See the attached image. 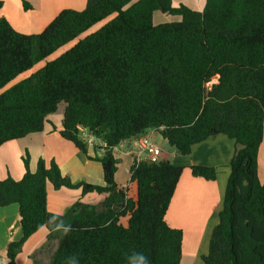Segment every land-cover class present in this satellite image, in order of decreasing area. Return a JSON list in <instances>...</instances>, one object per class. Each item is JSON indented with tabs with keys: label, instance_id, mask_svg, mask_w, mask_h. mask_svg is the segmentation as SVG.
Returning a JSON list of instances; mask_svg holds the SVG:
<instances>
[{
	"label": "trees",
	"instance_id": "1",
	"mask_svg": "<svg viewBox=\"0 0 264 264\" xmlns=\"http://www.w3.org/2000/svg\"><path fill=\"white\" fill-rule=\"evenodd\" d=\"M3 6L0 0V11ZM158 12L177 20L157 25ZM61 104L65 140L88 155L82 137L88 130L105 145L93 147L92 158L102 163L106 185L74 184L55 160L41 158L32 172L27 152L22 179L0 181V207L18 205L21 217L22 237L8 247L9 264H18L22 247L42 228L49 231L48 241L58 242L48 264H182L183 231L170 227L166 217L184 167L136 158L129 186L116 181V148L152 130L183 157L220 134L236 142L220 222L203 260L264 264V184L258 172L264 142V0H207L203 11L172 0H88L83 10H62L39 34L21 33L0 18V148L48 125L57 131L50 117ZM191 171L217 180L215 168ZM49 183L56 190L105 197L53 214ZM131 184L137 186L133 198Z\"/></svg>",
	"mask_w": 264,
	"mask_h": 264
},
{
	"label": "crops",
	"instance_id": "2",
	"mask_svg": "<svg viewBox=\"0 0 264 264\" xmlns=\"http://www.w3.org/2000/svg\"><path fill=\"white\" fill-rule=\"evenodd\" d=\"M2 1L4 6L0 11V18L5 17L17 31L24 34H39L62 10H83L88 2V0H26L32 6L31 11H26L21 0ZM172 1L175 6L183 4L195 11H203L207 3V0ZM157 15L158 13L155 14V20ZM159 19H163V22H170V18L162 15ZM50 120L57 126V131L48 125L44 132L31 134L0 148V181L9 176L16 180L22 179L25 174L23 158L28 152L32 172H36L41 158L48 163L55 160L62 174L68 176L74 184L88 183L105 186L103 165L92 158L95 155V148L88 147L89 154H84L61 136L63 116L56 118V115H53ZM159 137L162 136L152 130L140 138L125 141L116 148L115 156L119 164L116 181L119 186H129L134 160L146 158L139 143L147 141L161 148L157 144ZM236 148L234 140L220 134L195 145L187 157L179 156L173 148L169 152L161 149L160 160H169L175 165L184 167L166 217L170 227L183 231L182 264H204L203 258L209 253L213 232L220 222L219 211L224 203L231 175L230 164ZM263 150L262 145L258 156V172L259 179L264 184V163L261 164V160L264 161ZM192 166L215 168L218 173L217 180L212 182L194 177L191 171ZM47 189L48 209L51 213L58 215L64 214L78 201L99 204L105 197L96 193L84 196L82 189L56 190L50 183ZM130 189V194L133 191L136 196V184H131ZM20 221L18 205L0 207V264H9L8 247L22 237ZM48 235V229L42 228L32 236L18 254V264H34L36 261L34 255L38 260L42 259V263L48 264L58 246L56 241L49 256Z\"/></svg>",
	"mask_w": 264,
	"mask_h": 264
},
{
	"label": "rangeland",
	"instance_id": "3",
	"mask_svg": "<svg viewBox=\"0 0 264 264\" xmlns=\"http://www.w3.org/2000/svg\"><path fill=\"white\" fill-rule=\"evenodd\" d=\"M161 15H162L163 17L170 18V22H173L174 19L177 20V18H174V17H172V16H170V15H165V14H162V13L158 12V15H157L156 20H155V23H156L157 25L162 24V23H167V22H163V21H164L163 19H159V17H160ZM112 18H113V17H110V18H108L107 20H105V21H103V22H101V23L95 25L92 29H90L87 33L83 34V35L80 36L79 38L86 37L87 35L92 34V33L96 32V31H98V30L101 29L104 25H106V24H107ZM79 38H78V39H79ZM78 39H76V40H74L73 42L69 43V44H68L67 46H65L64 48L59 49L54 55H52V56L48 59V61H53V60L57 59V58L60 57L63 53H65L67 50L71 49V48L77 43ZM42 66H43V63L38 64L37 66H35L34 70L36 71L37 69H39V68L42 67ZM217 82H218V78H214V79L212 80V82L209 84V86L211 87L213 84H216ZM64 108H65V104H61V105L59 106V110H58V112H57V114H56V118H59L60 116H63V115H64ZM57 120H58V119H57ZM82 137L88 139V138H89V137H88V131H83V133H82ZM157 144L161 147L160 149L164 150L165 152H169V151L172 149V148L169 146V144H168V143H167L162 137H159V139H157ZM263 146H264V144H263ZM162 150H161V151H162ZM161 156H162V155H161ZM263 158H264V150H263ZM262 163H264L263 160H261V164H262ZM130 191H131V189H130ZM129 196H130L131 198H133V197H135V193L132 191L131 194H129ZM122 222H123V224H126V223H127V219H123ZM55 242H56V241H48V245H47L48 248H47V249H48V251H49V256L51 255V252H52V250H53L54 247H55ZM49 256H48V257H49ZM34 259H35V260H38L37 257H36V255H34ZM38 262H40L41 264H44V263H42V262H43L42 259H41V260L39 259Z\"/></svg>",
	"mask_w": 264,
	"mask_h": 264
},
{
	"label": "built area",
	"instance_id": "4",
	"mask_svg": "<svg viewBox=\"0 0 264 264\" xmlns=\"http://www.w3.org/2000/svg\"><path fill=\"white\" fill-rule=\"evenodd\" d=\"M88 131V130H85ZM88 139L85 138V141L89 147H95V146H105L103 143H100L96 137L88 131ZM139 146L141 147V150L146 154V158L139 159V160H146L150 162H158L161 159L162 151L161 149L156 146L153 143L142 141L139 143ZM104 151H99V155H103Z\"/></svg>",
	"mask_w": 264,
	"mask_h": 264
},
{
	"label": "water",
	"instance_id": "5",
	"mask_svg": "<svg viewBox=\"0 0 264 264\" xmlns=\"http://www.w3.org/2000/svg\"><path fill=\"white\" fill-rule=\"evenodd\" d=\"M215 78H218L219 79V76L215 77Z\"/></svg>",
	"mask_w": 264,
	"mask_h": 264
}]
</instances>
